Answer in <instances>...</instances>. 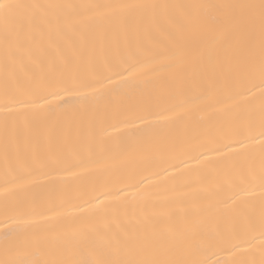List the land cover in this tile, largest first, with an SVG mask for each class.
<instances>
[{
    "label": "snow or ice",
    "instance_id": "1",
    "mask_svg": "<svg viewBox=\"0 0 264 264\" xmlns=\"http://www.w3.org/2000/svg\"><path fill=\"white\" fill-rule=\"evenodd\" d=\"M205 121L195 181L141 177L79 215L17 196L98 153H181ZM0 168V264H203L208 245L264 264V0H0Z\"/></svg>",
    "mask_w": 264,
    "mask_h": 264
},
{
    "label": "bare ground",
    "instance_id": "2",
    "mask_svg": "<svg viewBox=\"0 0 264 264\" xmlns=\"http://www.w3.org/2000/svg\"><path fill=\"white\" fill-rule=\"evenodd\" d=\"M81 2V0H75ZM87 2V0H83ZM169 2H188V0H169ZM215 2V0H214ZM98 58L112 55L109 50H97L95 54ZM220 107V106H217ZM199 115V114H197ZM207 116L209 119H219L221 114L211 109L208 110ZM186 123V119L178 120L175 128L182 130ZM207 126V121L202 123L199 128H190L188 136V143L185 144L181 153L172 154L161 158L157 155H146L138 153L129 149L127 158L118 157L116 159L109 158L106 154L98 153L99 162L93 165L87 172L82 173L77 177H66L63 180H57L54 186H46L44 188L31 189L27 192L17 193L18 197L31 199L35 197L36 202L41 207H47L49 204L56 208L57 212L64 214L79 215L78 207L82 205L84 199H90L96 192L110 190L114 195H122L116 190L125 187L135 179L141 177H148L152 181L151 185L147 182L144 186L148 190H155L157 187H164L173 183L181 181L190 176L193 181L196 180L198 170L205 167L203 158L198 163L197 160L189 159L188 156L194 154L196 151L202 150L198 147L203 144L204 147L210 146L208 138L203 135V131ZM200 134V139L192 140L191 137ZM137 133L125 129L123 132L124 138L131 142ZM209 156L215 158V153H209ZM179 159H184L187 164H179ZM176 163L177 167L172 168L168 165ZM168 167L167 175L161 171L162 168ZM181 169L184 170L185 176H177ZM2 172V168H0ZM157 173H159L157 175ZM194 189L199 188V185L193 183ZM128 192L134 189L128 188ZM52 215V213H46ZM3 217V197L0 196V218ZM195 258L202 261L203 264H235L236 261L245 258L240 252H230L224 248L216 245L205 246L202 250L195 253Z\"/></svg>",
    "mask_w": 264,
    "mask_h": 264
}]
</instances>
